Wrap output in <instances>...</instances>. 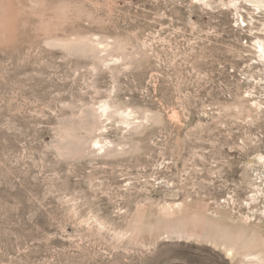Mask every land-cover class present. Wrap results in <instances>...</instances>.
Here are the masks:
<instances>
[{"label": "rangeland", "instance_id": "1", "mask_svg": "<svg viewBox=\"0 0 264 264\" xmlns=\"http://www.w3.org/2000/svg\"><path fill=\"white\" fill-rule=\"evenodd\" d=\"M260 3L0 0V264H264Z\"/></svg>", "mask_w": 264, "mask_h": 264}, {"label": "bare ground", "instance_id": "2", "mask_svg": "<svg viewBox=\"0 0 264 264\" xmlns=\"http://www.w3.org/2000/svg\"><path fill=\"white\" fill-rule=\"evenodd\" d=\"M259 6L260 7H263L264 6V3H260L259 4ZM257 42V41H256ZM257 44L259 45V48H260V50H261V58H262V60H263V62H264V51H262V50H264V43L263 42H261V41H258L257 42ZM257 48V47H256ZM226 247V246H225ZM224 249V248H223ZM233 255V251L232 250H229L228 251V256L230 257V256H232ZM248 258H249V260H251L252 258H256V259H258V260H260L261 262H263V259L260 257V256H248ZM252 262V261H251Z\"/></svg>", "mask_w": 264, "mask_h": 264}, {"label": "snow or ice", "instance_id": "3", "mask_svg": "<svg viewBox=\"0 0 264 264\" xmlns=\"http://www.w3.org/2000/svg\"><path fill=\"white\" fill-rule=\"evenodd\" d=\"M262 51H264V50H262ZM262 159H264V158H262Z\"/></svg>", "mask_w": 264, "mask_h": 264}]
</instances>
